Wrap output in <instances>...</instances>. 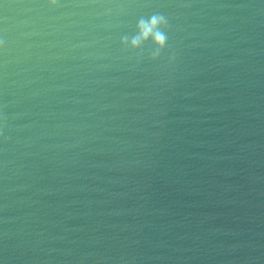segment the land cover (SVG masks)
<instances>
[{"label":"water","instance_id":"1","mask_svg":"<svg viewBox=\"0 0 264 264\" xmlns=\"http://www.w3.org/2000/svg\"><path fill=\"white\" fill-rule=\"evenodd\" d=\"M0 264H264V0H0Z\"/></svg>","mask_w":264,"mask_h":264},{"label":"clouds","instance_id":"2","mask_svg":"<svg viewBox=\"0 0 264 264\" xmlns=\"http://www.w3.org/2000/svg\"><path fill=\"white\" fill-rule=\"evenodd\" d=\"M164 23L165 20L161 16H153L148 21L141 20L138 25L139 36L132 40V47H138L141 41L151 36L155 44L162 49L166 43V36L158 29Z\"/></svg>","mask_w":264,"mask_h":264}]
</instances>
